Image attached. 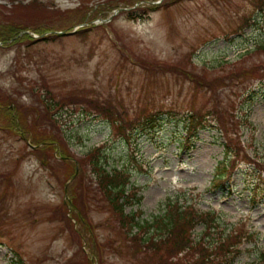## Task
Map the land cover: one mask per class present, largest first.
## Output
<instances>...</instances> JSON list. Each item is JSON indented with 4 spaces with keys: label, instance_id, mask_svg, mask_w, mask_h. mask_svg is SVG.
<instances>
[{
    "label": "rangeland",
    "instance_id": "rangeland-1",
    "mask_svg": "<svg viewBox=\"0 0 264 264\" xmlns=\"http://www.w3.org/2000/svg\"><path fill=\"white\" fill-rule=\"evenodd\" d=\"M35 1L44 7L42 12L27 7L31 0H0V27L26 25L27 34L36 39L2 46L0 95L15 99L20 110L42 109L33 89H45L47 83L66 100L71 94L101 96L123 119L134 118L143 103H164L171 109L158 126L133 134L129 141L119 139L104 117L87 116L85 105L70 103L60 112L63 131L56 135L65 138L63 145L75 159L93 146L103 147L108 168L129 171L141 202L127 205L126 212L138 211L139 219H150L167 197L213 210L226 234L241 228L253 234L239 246L241 253L231 264H254L257 251L264 250V171L262 179L254 174L257 164L264 167V97H253L247 120L255 126L254 133L239 128L247 156L232 161L224 186L214 185L217 164L224 158L220 133L200 130L188 151L180 142L186 136L181 118L191 106L202 112L218 98L227 110L233 107L236 115L242 114L237 108L244 101L241 95L227 88L215 97L194 79L209 80L218 72L264 59V52L255 48L264 42V12L255 10L256 0H153L148 2L151 8L142 0L127 7L125 0ZM109 10L110 16L102 18ZM88 12L92 18L81 22ZM245 16L255 22L239 33ZM82 28L85 33H78ZM59 31L64 34L49 37ZM246 49L251 52L239 57ZM173 61L179 69L158 66ZM17 135L0 117V210L5 214L0 264L154 263L150 248L141 252L133 242H125L127 233L120 231L117 215L94 184L89 191L94 204L86 210V182L75 159H70L74 172L66 179L69 173L60 156L34 155ZM247 157L255 160L254 169ZM231 168L235 171L230 173ZM249 182L259 184L256 193L263 196L253 204L245 188ZM74 189L79 198L75 203ZM79 206L87 215L85 222L76 214ZM203 230L200 223L195 236Z\"/></svg>",
    "mask_w": 264,
    "mask_h": 264
},
{
    "label": "trees",
    "instance_id": "trees-1",
    "mask_svg": "<svg viewBox=\"0 0 264 264\" xmlns=\"http://www.w3.org/2000/svg\"><path fill=\"white\" fill-rule=\"evenodd\" d=\"M142 1L145 6V3L147 4L153 0ZM137 2H140V0H125L124 7L134 6ZM117 4L115 7H119ZM148 5L150 6L151 4L148 3ZM27 7H33L38 12H42L44 9L35 0H31ZM152 7L155 6L152 5ZM255 7L258 14H262L264 12V0H256ZM110 12L111 10L107 11L102 18L110 16ZM88 14L89 12L84 14L85 17H82L80 21L83 19L81 21L83 22L92 18ZM252 17L245 16L243 22L239 25L242 28L237 32L240 33L246 26H251L255 22ZM93 18L95 19V17ZM28 29L29 27L26 25L15 24L0 27V42H2L0 51L3 49L2 46H7L8 44L11 45L22 41L33 42L36 40L31 38L26 32L18 35L22 30ZM84 29L77 30V32L85 33L82 32ZM36 31L43 30L36 29ZM61 35L54 33L49 35V37ZM43 38H47V36L41 39ZM256 47L264 52V42L257 43ZM249 52L251 50L246 49L245 52L240 53L238 56L244 57ZM260 61L258 64L251 62L246 65L244 63V65L233 66L234 68L230 70L218 72L209 80L194 79L197 83H202L201 87L210 91L215 97H219V93L226 91L228 88L238 93L239 96L241 95L240 98H244V101L237 106L242 112L241 115H236L233 107L232 111L227 110L224 106V101L214 98L216 103L212 104L208 109L201 112L202 109L191 106L183 112L184 116L181 118L186 134L184 136L185 139L180 142L183 150L194 146L193 142L197 139L200 130L212 129L222 136L224 140V158L217 164L218 168H216V174L214 175V179H216L214 181L215 186L224 185L223 181L227 168L232 165L231 163L235 158L247 156L245 153V142L241 139L242 133L239 128L250 130L252 133L255 130L253 123L247 119L251 112L253 97L257 95L264 97V59L261 60L260 58ZM183 64L180 66L182 70L185 68ZM178 65L177 61H173L172 65L168 62L158 63V66L167 67L168 69L177 68ZM238 66L242 67L239 68ZM172 71L169 72L172 73ZM186 75L188 76L187 71ZM239 86H241V90H237ZM43 87H45V89L43 88L44 90L36 87L33 89V95H36L39 104L43 106L42 109L38 106L32 108L25 106V108L23 107L20 110L15 99L8 100L10 99L9 96L0 95V117L2 121L6 122L7 127L15 131L23 139L24 145L29 147V151L34 155H45L44 158L46 159L53 157L54 153L60 156L62 165L65 166V172L69 173L68 176L66 175V179L71 178L74 172V164L70 159H75V157L71 153L69 154L68 148L63 145L67 143L65 138L62 136L58 137L56 134H62L63 121L60 118V112L68 110L70 103H79V106L85 105L87 116L93 114L97 117H104L112 129L118 133L116 136L127 141L131 139L133 134H142L156 128L159 121L162 120V116L165 113H169L171 109L165 108L164 103L156 105V100H152L149 103H143L134 118L123 119L122 113L118 114L116 111L109 109L110 106H107L101 100V96L97 99H90L84 93L80 95L71 94L66 100L64 94L60 92L61 90L52 91L47 83L43 84ZM56 96L60 98L58 99ZM25 109H29L30 112L27 113ZM75 160L78 162L79 171H81L83 180L86 182V187L84 188L86 191V195H84L86 210L94 204L90 202L89 197V191L92 190V185L94 184L95 192L99 194L103 202H107L114 215H117L120 231H123L125 235L127 233L125 242H133L140 248L141 252H143L141 248H150L155 260L152 264H231L234 257L241 251L239 246L243 244L244 240L253 236L248 230L242 228L233 229V231L226 234L224 229H219V220L213 210H199L194 203L187 204V200L180 201L169 197L162 203L157 215L147 220L139 219L140 213L138 211H125L127 205L141 202V196H137V188L131 185L130 174L127 169L117 166L108 168V159L103 147L93 146L79 159ZM246 160L253 164L251 169H254L256 166L255 160H250L249 157ZM257 167L258 170L255 168L254 174L258 179H262L264 167L259 164H257ZM231 169L230 173L235 171V169ZM217 178L219 179L217 180ZM258 185L256 182H249L245 186L249 193L253 195L252 204L264 196V194L259 196V193H256V190H259ZM72 192L74 195L71 201L75 203V198H79H77L75 189ZM84 205L83 211H86ZM78 208L76 214L81 213L80 215L78 214L79 217H86L87 215H82L84 213H82L81 206ZM4 215L0 210V225L4 223ZM84 217L79 219L85 222ZM200 223L203 224L204 230L195 236L194 228ZM214 235L215 237H213ZM88 264H90V261ZM254 264H264V250L257 251Z\"/></svg>",
    "mask_w": 264,
    "mask_h": 264
},
{
    "label": "water",
    "instance_id": "water-1",
    "mask_svg": "<svg viewBox=\"0 0 264 264\" xmlns=\"http://www.w3.org/2000/svg\"><path fill=\"white\" fill-rule=\"evenodd\" d=\"M23 32H27V30H22V32H20L18 35H20V34H22ZM72 32H75V31H72ZM57 33H59V34H64V32H61V31H59V32H57ZM2 45V42H0V46Z\"/></svg>",
    "mask_w": 264,
    "mask_h": 264
}]
</instances>
